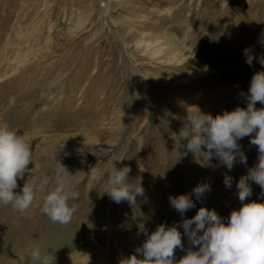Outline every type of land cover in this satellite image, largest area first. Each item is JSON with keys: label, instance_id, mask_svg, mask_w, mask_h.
<instances>
[{"label": "rangeland", "instance_id": "rangeland-1", "mask_svg": "<svg viewBox=\"0 0 264 264\" xmlns=\"http://www.w3.org/2000/svg\"><path fill=\"white\" fill-rule=\"evenodd\" d=\"M231 1L0 0V26H7L0 29V125L23 136L33 154L14 192L21 194L29 180L38 196L23 213L0 204V264H40L32 259L37 250L53 264H121L146 239L138 235L140 223L149 233L160 225L179 226L201 207L215 210L227 223L231 211L242 207L237 184L258 162L251 137L238 140L247 162L237 155L231 170L215 154L209 159L186 149L191 139L185 127L188 113L215 114L219 107L231 106L229 94L246 108L238 89L244 84L247 94L253 75L264 71L259 63L264 10H251L249 18L238 15L241 2L263 6L264 0H237L240 7L232 15L238 23L262 20L251 40L216 15ZM182 20L193 26L185 46H168L155 57L158 39L173 33L183 41L187 26ZM221 33L228 40L217 42ZM227 33L234 34V43L245 40L259 55L238 54ZM7 48L12 52L5 55L1 50ZM249 55L254 69L230 73L245 65L235 60L246 62ZM193 60L195 66L189 67ZM211 74H219L218 85L205 80ZM20 78V91H15ZM57 161L69 173L65 179L79 177L74 186L79 198L69 201L78 208L67 225L53 223L40 211L43 196L55 187ZM114 167L130 168L129 183L144 189L134 203H116L103 193ZM226 177L231 187L225 185ZM199 184L210 188L200 199L192 194L196 206L182 217L169 197L192 193ZM248 184L252 191L245 203H264L261 188L251 179ZM179 231L184 249L175 251L177 264L191 247L183 228Z\"/></svg>", "mask_w": 264, "mask_h": 264}, {"label": "clouds", "instance_id": "clouds-1", "mask_svg": "<svg viewBox=\"0 0 264 264\" xmlns=\"http://www.w3.org/2000/svg\"><path fill=\"white\" fill-rule=\"evenodd\" d=\"M253 59L249 55L246 62L251 65ZM259 63L264 66V55ZM240 95L246 99V108L237 107L215 117L189 112L185 127L191 133L186 145L188 152L196 154L199 151L209 159L215 154L229 170L233 168L237 155L242 163L247 162V157L239 152L238 140L251 137L250 144L258 150V162L237 184L242 207L231 211L227 223L215 210L204 207L194 217L183 219L179 226L160 225L149 233L144 223H140L138 235L143 234L146 239L121 264H177L175 251L177 248L184 249L179 227L183 228L191 247L178 264H264V203H245L252 191L249 179L261 188L264 195V107H256L257 103L264 105V71L256 72L248 93L241 92ZM202 147L207 152H203ZM32 158L26 139L7 124L0 125V204L11 205L21 213L27 212L38 198L36 188L29 180L25 182L21 194L14 192L18 178L23 179ZM54 171L55 187L43 196L40 211L53 223L67 225L78 208L76 204L70 205L69 201L79 198V192L74 189L79 177L77 173L71 175L72 179H65L64 174L68 172L59 161ZM130 171L128 167H114L104 185L103 193L116 203L125 200L134 203L136 196L143 195L144 189L140 185L129 183ZM44 183L47 185V179ZM224 183L231 187V178L226 177ZM209 188L207 184H199L192 193L169 197L170 204L183 217L196 206L192 194L200 199ZM32 259L40 264H53L52 258L41 257L38 250L32 253Z\"/></svg>", "mask_w": 264, "mask_h": 264}, {"label": "bare ground", "instance_id": "bare-ground-1", "mask_svg": "<svg viewBox=\"0 0 264 264\" xmlns=\"http://www.w3.org/2000/svg\"><path fill=\"white\" fill-rule=\"evenodd\" d=\"M112 1H118V0H112ZM120 1V0H119ZM246 3V2H245ZM240 5H241V7H240ZM239 5V3L237 2V0H232L231 2H230V5L224 10V12H216V15L218 16V15H222L221 17L222 18H220V19H224V17L227 19V27H229L230 28V30L231 29H235V30H237L238 32L237 33H239L240 35H242V37L243 38H245L246 40H251V39H254V36L256 35V34H259V32H260V30H261V27H262V25H263V22H262V20H261V22H259V21H255V22H253V21H247V22H245L244 23V21L243 22H241V23H238V21H232V19H233V13L234 12H236V8H237V10L239 9V7H240V9H242L243 8V10L241 11V13H239L238 15H240V16H244V17H248V16H250L249 15V12H251V10H253V9H258V8H261L262 9V12H263V10H264V5L262 6V4H257V3H254V2H252V1H249V2H247V4H244L243 2H241V4ZM108 5H107V9H108ZM187 8V7H186ZM181 10L182 9H185L184 7H181L180 8ZM181 10H179L177 13H179V12H181ZM247 10V11H246ZM182 12H183V10H182ZM181 12V13H182ZM230 14H231V17H230ZM178 15V14H177ZM237 15V16H238ZM173 16H175L176 17V14L175 15H173ZM166 18H164V20H166V19H168V17L167 16H165ZM181 18H182V16H180ZM243 17V18H244ZM180 18V19H181ZM218 18V19H219ZM235 18V17H234ZM249 18V17H248ZM246 20V19H245ZM181 21V20H180ZM182 24H183V26L184 25H186L187 26V29L186 30H184V39H183V41L182 42H180L179 40H177V37H176V35H174L173 33H169V34H167V36H166V40H164V41H160L159 39L157 40V42H156V44L155 45H153V47H154V49H155V52H154V56L155 57H158V56H160V55H162V53H163V51L166 49V47H168V46H170L172 49L174 48V49H178V48H181V47H184L185 46V43H186V41H187V39H188V37H189V35L192 33V31H193V26H191V25H188L185 21H183L182 20ZM209 25V24H208ZM208 25H206V26H208ZM203 27H204V25H203ZM219 27V26H218ZM0 29H1V31H6V29H7V26L6 25H4V26H0ZM215 29V28H214ZM222 31V30H221ZM234 31V30H233ZM223 32V31H222ZM207 33H208V31H207ZM225 33V32H224ZM254 33H256V34H254ZM201 34H206V32H204V31H202L201 32ZM228 34V36L230 37L229 38V40L231 39V45H233V47L235 48V51H237L238 52V54H242L243 53V55H247V54H249L250 52L251 53H255V52H257L255 49L253 50L252 49V47L244 40V42L242 41V40H238V39H235L236 41H235V43L233 42V40L232 39H234L233 38V35H231V34H229V33H227ZM248 35V36H245V35ZM238 35V34H237ZM236 38V37H235ZM215 39V38H214ZM224 39H227L226 38V36H225V34H220L217 38H216V41L217 42H221L222 40H224ZM255 39H257V38H255ZM3 39H2V36H0V43H1V41H2ZM228 40V39H227ZM260 40V39H259ZM239 44H238V43ZM144 43V47L145 48H147L148 46H147V43L145 42V41H139L138 42V45H142ZM223 43V42H222ZM228 43V42H227ZM234 43V44H233ZM237 43V44H236ZM197 46V45H196ZM152 47V48H153ZM230 47V46H229ZM228 47H224L223 49H218V50H216V52H221L222 50H224V49H227ZM232 48V47H231ZM199 49V48H198ZM230 49V48H229ZM244 51H245V53H244ZM1 52H4L5 53V55H8V54H10L11 52H12V49L10 48V49H2L1 50ZM173 52V51H172ZM213 52V51H212ZM236 52V53H237ZM202 54V53H201ZM200 55V54H199ZM256 56L257 55H259V52H257L256 54H255ZM124 56H126V53H125V50H124ZM174 58H177L176 56H174ZM237 58V57H236ZM242 58V57H241ZM176 61V60H175ZM234 62H240V63H244L243 65H244V67L242 68V69H235V70H231V72L230 73H232V74H241V73H245V71L247 70V69H254V66H251V65H249L247 62H245V61H243V60H235ZM195 63H196V61H190L187 65L190 67V66H195ZM198 63V62H197ZM241 64V65H242ZM198 65L200 66L201 64L200 63H198ZM34 66V65H33ZM32 66V67H33ZM187 67V66H186ZM4 68V67H3ZM2 68V69H3ZM6 68V67H5ZM9 68V67H8ZM28 68V67H27ZM22 69V68H21ZM27 70V69H26ZM225 70V69H224ZM224 70H221L222 72L221 73H223L224 72ZM3 71V70H2ZM35 71V70H34ZM25 72V71H24ZM31 72H33V70L31 71ZM205 72H207V70L205 71ZM225 72H227V71H225ZM27 73V72H26ZM29 73V72H28ZM31 74V73H30ZM23 77V76H22ZM36 77V76H35ZM207 77V76H206ZM205 77V80L207 81L208 79H210V82H211V80H212V84H215V85H218L219 83H220V80L218 79L219 78V74H211L210 76H208L207 78ZM215 77V78H214ZM14 78V77H13ZM31 78V77H30ZM214 78V79H213ZM32 79V78H31ZM18 81V80H17ZM25 81V80H24ZM22 82V79L20 78V80L17 82V84L15 85V91H20V88H19V84ZM26 82V81H25ZM27 85V84H26ZM25 85V86H26ZM22 86V85H21ZM24 86V87H25ZM238 87V86H237ZM223 88H225V86L223 87ZM246 88H244V84H243V86H241V88H239L238 89V92H237V94H240L241 92H246ZM22 91H24V90H22ZM13 95V94H12ZM229 96H230V94H229ZM229 96H226V99H228V100H231V102H230V104H231V108L232 109H236L237 107H242L243 108V106L242 105H240V103L237 101V98H228ZM227 107V105L225 106V107H219L218 109H217V113H215V114H212L213 115V117H215L216 115H218V114H223L225 111H232V109L230 108V107ZM248 199L249 198H247L246 200L248 201ZM253 199V198H252ZM256 201V200H255ZM258 201V200H257ZM2 224H3V221H1L0 222V239H1V227H2ZM27 225V224H26ZM10 228V227H9ZM22 228V227H21ZM4 233H7V232H4ZM1 242V241H0ZM189 242V241H188ZM188 244V243H187ZM0 253H1V251H0Z\"/></svg>", "mask_w": 264, "mask_h": 264}]
</instances>
